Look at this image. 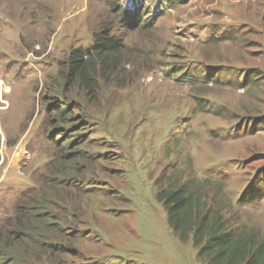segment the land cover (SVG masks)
<instances>
[{
    "label": "rangeland",
    "instance_id": "1",
    "mask_svg": "<svg viewBox=\"0 0 264 264\" xmlns=\"http://www.w3.org/2000/svg\"><path fill=\"white\" fill-rule=\"evenodd\" d=\"M187 184L264 237V0H0L1 235L45 203L56 264H202Z\"/></svg>",
    "mask_w": 264,
    "mask_h": 264
},
{
    "label": "trees",
    "instance_id": "2",
    "mask_svg": "<svg viewBox=\"0 0 264 264\" xmlns=\"http://www.w3.org/2000/svg\"><path fill=\"white\" fill-rule=\"evenodd\" d=\"M156 199L172 233L179 242L191 243L202 264H264V237L245 225H229L219 209L207 206L196 186L160 190ZM21 205L16 206V218L23 228L16 227L9 237L0 234V264H26L38 258L56 264L69 257L68 249L55 242L60 226L41 212L46 204L25 210Z\"/></svg>",
    "mask_w": 264,
    "mask_h": 264
},
{
    "label": "bare ground",
    "instance_id": "3",
    "mask_svg": "<svg viewBox=\"0 0 264 264\" xmlns=\"http://www.w3.org/2000/svg\"><path fill=\"white\" fill-rule=\"evenodd\" d=\"M4 90H7L6 88L4 89ZM8 91V90H7ZM20 161H23V159L21 158V159H19ZM17 161V160H16Z\"/></svg>",
    "mask_w": 264,
    "mask_h": 264
}]
</instances>
